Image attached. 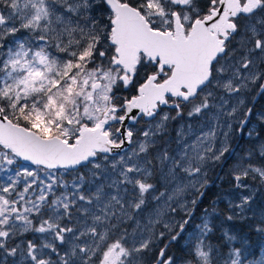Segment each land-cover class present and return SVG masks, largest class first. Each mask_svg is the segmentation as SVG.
Instances as JSON below:
<instances>
[{
    "label": "snow or ice",
    "instance_id": "6c2138e0",
    "mask_svg": "<svg viewBox=\"0 0 264 264\" xmlns=\"http://www.w3.org/2000/svg\"><path fill=\"white\" fill-rule=\"evenodd\" d=\"M257 97L264 0H0V264H264Z\"/></svg>",
    "mask_w": 264,
    "mask_h": 264
},
{
    "label": "rangeland",
    "instance_id": "374dc122",
    "mask_svg": "<svg viewBox=\"0 0 264 264\" xmlns=\"http://www.w3.org/2000/svg\"><path fill=\"white\" fill-rule=\"evenodd\" d=\"M253 103L255 104V108L257 110L264 109V97H257ZM247 127L252 128V129H255L258 127L255 118L252 119L251 123ZM233 146L236 149V154L239 155L241 151H243L244 149L249 147L248 138L246 136H237L233 140ZM216 171L218 172L219 169H217ZM226 171H227V169H225V172ZM224 187H226V186L216 184L208 191L207 195L211 191L213 193V196H214L215 194L222 191ZM224 227L230 228L234 233L244 235L248 238V240H249L248 249H249L250 254L252 253L254 248L257 247L258 252H257V254H255L254 258L258 259L259 257L264 256V250H262V248H264V238H261L260 236L254 234V233H253L254 234L253 237H251L250 236L251 232L249 231L247 225H242L239 221H237L234 223L225 224ZM177 254H179V253H177ZM249 259H253V258H251V255H249Z\"/></svg>",
    "mask_w": 264,
    "mask_h": 264
},
{
    "label": "trees",
    "instance_id": "16d2710c",
    "mask_svg": "<svg viewBox=\"0 0 264 264\" xmlns=\"http://www.w3.org/2000/svg\"><path fill=\"white\" fill-rule=\"evenodd\" d=\"M211 198H213V193L210 191L208 195H206V198H205V204L208 202V200H210ZM253 233H251V237H253ZM258 252V249L257 247L254 248V250L252 251L251 253V258H254L255 257V254H257Z\"/></svg>",
    "mask_w": 264,
    "mask_h": 264
}]
</instances>
